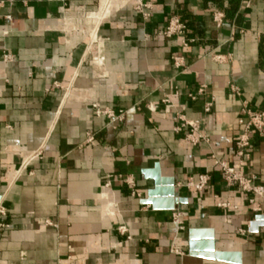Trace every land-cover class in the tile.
Wrapping results in <instances>:
<instances>
[{
	"label": "crops",
	"instance_id": "crops-1",
	"mask_svg": "<svg viewBox=\"0 0 264 264\" xmlns=\"http://www.w3.org/2000/svg\"><path fill=\"white\" fill-rule=\"evenodd\" d=\"M111 4L98 18L102 0H0V264H228L191 256L192 230L264 264V211L216 166L239 163L243 107L264 110V0ZM174 16L185 38L162 36ZM249 155L240 171L264 187V140ZM156 180L184 232L143 204Z\"/></svg>",
	"mask_w": 264,
	"mask_h": 264
},
{
	"label": "built area",
	"instance_id": "built-area-1",
	"mask_svg": "<svg viewBox=\"0 0 264 264\" xmlns=\"http://www.w3.org/2000/svg\"><path fill=\"white\" fill-rule=\"evenodd\" d=\"M222 14L218 13L215 15V21L217 26H220L222 23ZM8 20H12L11 16H7ZM187 34V25L177 16H174L169 19L168 25L165 30L162 32V36L165 38L181 37L185 38ZM189 41H185L184 44L187 46ZM6 60H10L11 57L5 56ZM238 94L237 90H235ZM203 90L201 89L199 93L201 94ZM191 98L194 99L193 96ZM167 102V100H165ZM212 104H208L205 108V113L211 111ZM104 116H107L110 120H122L124 113L121 112L120 115L116 116L113 112H100ZM238 124L242 129L241 134L238 136V139L235 144V158L239 160V163L234 166H229L226 163L216 161V166L221 170L225 180L232 186L237 187L241 192L251 195L252 197L249 200V204L252 212L261 214L264 211V187L256 185L252 177L245 176L240 170L241 167L249 160V149L251 147L252 138L257 137L260 140H264V110L253 111L248 106H244L241 110V117L238 120ZM184 127H190V134L186 137V141L192 145H197L200 140H205L202 137L194 136L195 133H198V122L188 123L185 122ZM88 143L93 142V137L90 136L87 139ZM40 154L35 155L39 157ZM211 176L206 174H201L198 176L197 180L194 178H188L186 183L183 185L188 191L202 192L210 183ZM133 195L141 197V194L134 192ZM262 201V202H261ZM0 214H4L0 210ZM172 222L176 227L177 232H184L186 230L185 215L179 211L174 210L172 212ZM2 227V226H0Z\"/></svg>",
	"mask_w": 264,
	"mask_h": 264
},
{
	"label": "water",
	"instance_id": "water-1",
	"mask_svg": "<svg viewBox=\"0 0 264 264\" xmlns=\"http://www.w3.org/2000/svg\"><path fill=\"white\" fill-rule=\"evenodd\" d=\"M159 180L153 189L147 192V198L143 204L151 206L156 211H174L176 206L183 201L176 196L174 185L163 187ZM1 199V198H0ZM263 218L257 217L259 222ZM255 228V226H254ZM206 236L203 238L202 236ZM189 252L193 257L228 264H242V256L239 253L220 252L216 250V244L212 232H189Z\"/></svg>",
	"mask_w": 264,
	"mask_h": 264
},
{
	"label": "rangeland",
	"instance_id": "rangeland-1",
	"mask_svg": "<svg viewBox=\"0 0 264 264\" xmlns=\"http://www.w3.org/2000/svg\"><path fill=\"white\" fill-rule=\"evenodd\" d=\"M116 1L118 2L119 0H102V7L104 8V11L101 12V15L98 18H101L103 15L108 13L110 11V6L112 5L111 3Z\"/></svg>",
	"mask_w": 264,
	"mask_h": 264
}]
</instances>
